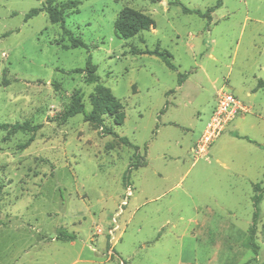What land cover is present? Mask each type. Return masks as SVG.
Wrapping results in <instances>:
<instances>
[{"label":"rangeland","instance_id":"1","mask_svg":"<svg viewBox=\"0 0 264 264\" xmlns=\"http://www.w3.org/2000/svg\"><path fill=\"white\" fill-rule=\"evenodd\" d=\"M66 1L79 2L64 21L87 49L64 50L45 12L25 21L45 0H0V124L38 126L0 131V264H262L264 0H220L210 21L182 8L204 13L217 0H55ZM123 8L154 28L118 39ZM157 47L175 70L132 54ZM88 55L124 107L120 126L56 121L75 92L91 109L94 85L74 72ZM220 90L250 112L196 156Z\"/></svg>","mask_w":264,"mask_h":264},{"label":"trees","instance_id":"2","mask_svg":"<svg viewBox=\"0 0 264 264\" xmlns=\"http://www.w3.org/2000/svg\"><path fill=\"white\" fill-rule=\"evenodd\" d=\"M79 2L78 1H66L62 3H56L55 0H45L41 8L38 9H31L25 16V21L28 19L38 15L40 12H45L48 16V21L51 24H58L61 28V34L63 37L66 38L67 44L62 45L64 50L70 49H87V46L83 43L80 37L74 36L73 32L65 26L64 21V14L67 11H72L77 8ZM220 5V0H217V3L214 7L209 8L204 13L200 11H191L186 9L185 7L182 8V12L184 14H195L198 17L205 18L210 21V13H212L218 6ZM114 33L118 39L127 40L130 38L135 37L136 35L147 32L154 28L153 20L143 14L142 12L136 11L131 8H123L117 15L116 20L114 21ZM132 54H146L150 56H156L166 65L167 68L170 70H175V66L172 63L171 55L163 49H159L158 47L154 50H143L137 51L132 50ZM78 74H84L85 79L84 82L88 85H94L93 92L88 96L89 104H90V111L88 113L84 110V104L82 101V96L75 92L68 104V106L60 113L56 121L63 123L67 119H70L78 114H83L84 122L90 123L93 126L101 129L103 128V123L105 117H113L115 122L113 125L120 126L122 125L125 114H124V107L121 102L115 98L111 91L100 84L99 77L96 75V68L91 62V57L88 55L86 59V64L84 69H78L74 71ZM258 87H264V83L259 81ZM38 129V126H30L28 123L24 124H0V131L6 132H30L34 133ZM106 134L112 135L117 137V135L111 131L110 129H105ZM239 139L245 140L248 143L255 144L259 146L254 141L250 140L248 137L245 136H236ZM120 141L125 145H130L129 141L125 137H120ZM135 147V146H134ZM260 147V146H259ZM136 148V147H135ZM142 165H136L133 169H137ZM263 184H264V173H263ZM262 190V189H261ZM252 201L255 207V212L252 218V225L249 228V236L250 239L253 238L254 234V222L257 218V205L260 201V195H255L252 197ZM57 240L63 241H71L74 239L73 235L70 236H63L58 234L56 236ZM253 244V243H252ZM256 247L253 245V249ZM264 264V262L262 263Z\"/></svg>","mask_w":264,"mask_h":264},{"label":"built area","instance_id":"3","mask_svg":"<svg viewBox=\"0 0 264 264\" xmlns=\"http://www.w3.org/2000/svg\"><path fill=\"white\" fill-rule=\"evenodd\" d=\"M248 112L246 108L235 96L220 90L217 94L216 105L213 108L209 120L205 128L193 146L196 156L206 153L210 145L217 139L227 128V126L239 115ZM131 196V190H126V195L121 203L122 206L127 205V199ZM120 207V212L122 208ZM119 212V213H120Z\"/></svg>","mask_w":264,"mask_h":264},{"label":"crops","instance_id":"4","mask_svg":"<svg viewBox=\"0 0 264 264\" xmlns=\"http://www.w3.org/2000/svg\"><path fill=\"white\" fill-rule=\"evenodd\" d=\"M256 89H264V87H263V88H259V87L257 86ZM249 112H250V110L248 109V112H247V113H249ZM234 120H235V119H234ZM234 120H233V121H234ZM233 121H232V122H233ZM232 122H231V123H232ZM231 123H230V124H231ZM230 124H229V125H230ZM236 136H239V135H237V134H233V135H232V138H236Z\"/></svg>","mask_w":264,"mask_h":264}]
</instances>
